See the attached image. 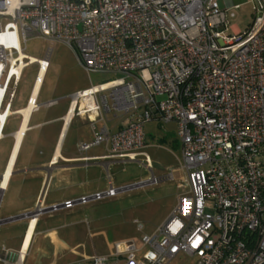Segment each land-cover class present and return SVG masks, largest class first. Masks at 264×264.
Masks as SVG:
<instances>
[{
    "label": "built area",
    "instance_id": "2783aa9c",
    "mask_svg": "<svg viewBox=\"0 0 264 264\" xmlns=\"http://www.w3.org/2000/svg\"><path fill=\"white\" fill-rule=\"evenodd\" d=\"M248 1L251 25L229 35L217 0H0V140L24 71L49 66V51L25 53L30 37L76 49L88 73L116 76L70 96V118H87L93 133L80 151L109 142L110 157L141 156L150 168L145 124L176 126L185 190L172 213L138 243L73 264H170L178 254L193 264H264V0ZM38 92L27 98L29 113L40 107ZM101 111L124 124L96 126ZM118 192L110 186L61 206Z\"/></svg>",
    "mask_w": 264,
    "mask_h": 264
},
{
    "label": "crops",
    "instance_id": "0c3cea01",
    "mask_svg": "<svg viewBox=\"0 0 264 264\" xmlns=\"http://www.w3.org/2000/svg\"><path fill=\"white\" fill-rule=\"evenodd\" d=\"M84 89L86 88L81 90ZM70 96L65 105L55 110L53 109L58 108L56 106L59 105V101L66 100L67 97L53 98L44 103H38L40 106L51 109L48 113L49 117L31 126L32 114L38 110L29 113L19 142L16 136L24 123V118L19 111L25 108L26 102L24 107L13 110L16 111V114L12 117L18 116L20 119L17 130L14 133L4 134L3 137V139L10 137L12 145L0 170V176L9 171L3 188H1L0 181V189H2L0 202L3 199L5 203L0 212V221L35 210L37 212L32 218L0 223V259H5L6 264H73L94 254L108 255L113 251L110 244H105V247H102L101 243H94L93 247L95 245L97 247V249L93 248L94 252L76 253L78 246L76 242L78 238H81L79 231L87 232L81 220L75 218L77 216L76 207L86 205L89 202L85 204L76 203L71 208H64L61 205L66 201H76L81 197H90L103 192L110 186L118 190L128 187V182H121L120 179L112 178L110 170L119 163L123 164L125 160L128 162H136V160L110 157L111 145L109 142L92 147L88 151H80L78 144L89 141L93 133L87 118L77 116L70 118L68 114ZM51 101H54V103L49 105L48 103ZM105 114L111 115L110 117L106 115L104 120L99 118L96 126L104 125L110 132H114L125 122L124 117H119L121 115L119 113ZM152 123L155 125L174 124L159 121H151L145 124V141L147 137L146 126ZM28 133L35 134L28 141V151L20 157ZM177 142L180 149L178 137ZM17 143H19L18 149L16 155H14ZM145 168L151 170L152 165L150 168L145 165ZM150 178L147 177L146 180H142L145 183L143 186L154 184L150 182ZM180 183L176 184L177 188H179ZM121 192L123 191L118 193ZM114 197L105 198L98 202ZM53 206L59 208L46 210ZM134 222L138 228L140 223ZM142 229L141 225V229H138L141 236L143 235ZM103 238L106 239L105 236ZM22 246L27 247V249L23 253L22 261H18V254L21 253ZM98 249L100 252L96 253ZM15 254H17L16 258ZM0 264L2 263L0 262Z\"/></svg>",
    "mask_w": 264,
    "mask_h": 264
},
{
    "label": "rangeland",
    "instance_id": "374dc122",
    "mask_svg": "<svg viewBox=\"0 0 264 264\" xmlns=\"http://www.w3.org/2000/svg\"><path fill=\"white\" fill-rule=\"evenodd\" d=\"M217 2L220 9L225 10L229 35L248 29L255 16V4L252 1L231 0L233 5H239L235 9L227 8L224 0H217ZM47 51H49V67L41 79L38 103H44L53 98L67 97L66 100H60L59 105L56 106L58 108L53 110L65 105L69 96L82 88L98 86L116 78L113 74L86 72L80 65L77 50L61 42L48 41L38 37L28 38L25 48V53L28 56L43 59ZM37 71L36 65H31L24 71L12 111L25 106L29 91L31 92L33 83L35 84ZM37 110L32 114L31 126L38 121L48 119V113L51 111L46 106H40ZM106 115L110 117L111 114L101 111V120H104ZM119 117H123V115H119ZM19 119L18 116L11 117L4 134L14 133L18 128ZM145 130L147 134L146 147L142 152L148 156L152 169L145 168L144 158L140 156L136 162L125 160L123 164L115 165L111 168L110 175L112 178L120 179L121 182H128L129 186L144 183L142 180L151 176L159 180L151 185L123 191L111 199L100 202L90 201L86 205L77 206L75 218L81 220L87 232L79 231L81 238H78L76 242V244L78 243L76 253L94 252L93 248L97 249L96 245L93 247L94 243H101L102 247H105V244H110L113 247L116 243L129 241L138 243L141 233L134 221L142 225L143 234L151 235L174 210L177 194L185 190L176 187V184L182 181L183 175L181 170L182 154L177 142L176 126L152 123L148 124ZM33 134L35 133H28L20 157L28 151V141ZM11 145L10 137L0 140V170ZM4 204L2 199L0 212ZM104 236L106 239L103 238ZM99 252L98 249L96 253ZM194 262L195 258L178 254L170 264H193Z\"/></svg>",
    "mask_w": 264,
    "mask_h": 264
},
{
    "label": "bare ground",
    "instance_id": "6f19581e",
    "mask_svg": "<svg viewBox=\"0 0 264 264\" xmlns=\"http://www.w3.org/2000/svg\"><path fill=\"white\" fill-rule=\"evenodd\" d=\"M44 72H45L44 66H41V68L38 70L37 78H36L35 84L33 86V97H35V95L37 94V92L39 90L41 79L43 77ZM30 109H31V107L29 106V107L23 108L21 111H19V113L22 114V116L24 118V120H23L24 123H23V126L20 128V130H19V132L17 133V136H16L17 139H18V142L20 141V139H21V137L23 135L24 125L26 124L27 116H28V114L30 112ZM18 144L19 143H17L16 148L14 150V153H13L14 155H16V152H17V149H18ZM8 175H9V171L5 175H3V179L1 181V184H2L1 188H3L5 186V182H6V179H7ZM26 249H27V247H24V246L21 247V250H22L21 251V253H22L21 261L23 259V253L26 251Z\"/></svg>",
    "mask_w": 264,
    "mask_h": 264
},
{
    "label": "water",
    "instance_id": "95a60500",
    "mask_svg": "<svg viewBox=\"0 0 264 264\" xmlns=\"http://www.w3.org/2000/svg\"><path fill=\"white\" fill-rule=\"evenodd\" d=\"M2 179H3V175L0 176V181H2ZM144 184L145 183H142V184L139 183V184L131 185V186L122 188L119 191H126V190H129V189L135 188V187L143 186ZM1 192H2V189H0V194H1ZM46 210H52V208H49V209H46ZM36 212L37 211L35 210V211L29 212V213H25V214H22V215H17V216L5 219L3 221H0V223H10V222L17 221V220L24 219V218H32V217H34L36 215Z\"/></svg>",
    "mask_w": 264,
    "mask_h": 264
}]
</instances>
